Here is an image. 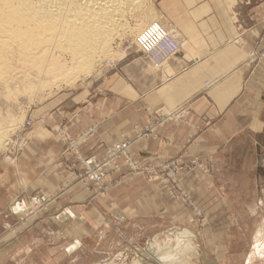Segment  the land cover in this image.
I'll use <instances>...</instances> for the list:
<instances>
[{"label":"crops","instance_id":"1","mask_svg":"<svg viewBox=\"0 0 264 264\" xmlns=\"http://www.w3.org/2000/svg\"><path fill=\"white\" fill-rule=\"evenodd\" d=\"M247 1L161 0L158 8L172 36L167 38L170 42L150 51L154 59H161L160 66L147 68L140 61L135 70L147 82L105 83L99 93L65 103L56 117L51 115L46 121V130L31 133V143L18 161L7 163L0 157V213L21 193L60 191L71 179L68 162L62 158L64 141L50 131L63 118L73 137L95 126L84 152L99 155L107 145L133 138L134 125H146V104L169 108L190 100V126L167 122L158 128L159 138L135 141L132 154L143 166L198 157L215 169L216 158L227 154L233 143L259 139L264 132V103L260 104L264 62L248 59L264 38V0ZM184 42L178 55L165 52L168 45L180 48ZM151 55L153 65L157 62ZM206 82L211 86L203 90ZM201 175L198 170L188 176L186 185L203 195L209 193L211 184ZM189 220L190 208L165 195L146 174L124 176L106 194L77 185L60 193L15 233L4 230L0 216V264L73 263L82 258L84 243L94 251L111 252L158 236L172 223Z\"/></svg>","mask_w":264,"mask_h":264},{"label":"rangeland","instance_id":"2","mask_svg":"<svg viewBox=\"0 0 264 264\" xmlns=\"http://www.w3.org/2000/svg\"><path fill=\"white\" fill-rule=\"evenodd\" d=\"M160 1L147 0L143 9L129 14L125 29L110 44L111 55L96 59L90 68L70 69V75L67 74L68 77L66 76L63 83L52 78L50 80V76L45 75L44 78H49L46 84L38 85L36 79L40 78L37 76L39 73L34 70L35 73L30 76L37 82L33 80V85L26 86L22 83L26 86L24 87L18 84L9 87V92L6 85L1 86L0 126L5 131L2 134L4 139L0 141L4 140L1 144L6 145L1 148L0 157L7 163L18 161L31 143V133L37 129L46 130V121L56 117L55 114L59 113L65 103H71L75 99L84 100L92 92L99 93L105 83L137 84L140 80L142 83L147 82L146 77L139 76L135 70L139 67L140 61L147 64V68L159 67L160 63L153 65L150 63V53L146 54L148 51L142 50L140 40L145 39L147 42L154 40L151 35L154 29H151L157 28L158 31L155 33L163 36L158 41L161 42H157L151 49L153 51L157 45L170 42L167 38L172 36L171 27L158 8ZM184 46L185 42L178 48L177 55ZM248 62L256 64L264 62V38L257 42ZM124 67L131 69L127 68V72L124 73ZM210 86L211 83L206 82L203 90ZM136 92L139 93L138 90ZM260 95L261 104L264 103V92ZM144 110L148 116L146 125L143 127L134 125L136 132L133 138H123L107 145L104 152L99 155H88L84 152V145L95 133V126L73 137L68 131V121L64 118L56 119L57 122L50 131L64 141L62 158L68 162V175L71 179L60 191L49 192L39 189L14 197L6 211L0 213L4 218V230L15 233L28 219L45 211L60 193L73 186L79 185L84 189L106 194L110 187L120 183L124 176L146 174L149 180L155 181L162 188L165 195L190 208V220L182 224L172 223L163 227L158 236L139 244H124L111 252L94 251L91 245L84 243L82 258L73 263L69 261L68 264H111V261L116 264H138L139 261L144 264L147 262L159 264L160 259H168L171 264H264V132L257 140L244 138L233 143L227 154L216 158L213 163L215 169L198 157H192L187 162L183 157H177L161 161L155 166H143L132 154L131 149L135 141L143 137L159 138L157 130L167 122H182L190 126L193 108L192 102L187 100L169 108H153L146 104ZM123 144L127 145L126 153L114 154L116 148ZM91 159L104 164V177L100 181L90 179L87 174V161ZM198 170L210 179L209 193L198 194L186 185L187 177L194 176ZM112 176L113 179L110 181L109 178ZM38 195L48 197L44 205L37 207L33 213H15L14 206L17 200L24 199L30 204L32 198ZM12 217L17 220L13 222ZM168 241L171 242V246L165 256L158 259L151 257L153 251Z\"/></svg>","mask_w":264,"mask_h":264},{"label":"bare ground","instance_id":"3","mask_svg":"<svg viewBox=\"0 0 264 264\" xmlns=\"http://www.w3.org/2000/svg\"><path fill=\"white\" fill-rule=\"evenodd\" d=\"M146 2L0 0V87L7 86L8 89L22 83L33 85L35 78L30 75L35 73L34 70L39 73L40 78L36 80L42 86L49 79L44 78L45 75L63 83L67 74L70 75V69L90 68L96 59L111 55L110 44L125 29L127 17L133 11H140ZM173 45H168L165 52H170ZM3 129L0 126V140L4 139ZM1 143L4 140L0 141V150L6 145ZM170 243L168 241L153 251L151 257L165 256ZM158 261L159 264H171L168 259ZM138 264L144 263L139 261Z\"/></svg>","mask_w":264,"mask_h":264},{"label":"built area","instance_id":"4","mask_svg":"<svg viewBox=\"0 0 264 264\" xmlns=\"http://www.w3.org/2000/svg\"><path fill=\"white\" fill-rule=\"evenodd\" d=\"M151 30H153L151 35L154 37V40H152L151 42H147V41H145V39L140 40V45L142 47V50L148 51L149 53H150L151 49L157 44V42L163 36L160 33H155V31H158L157 28L154 27ZM160 42H158V43H160ZM178 48H179V44H174L173 49H171V51H176L175 53H177ZM150 55H151V53H150ZM151 57L153 58L155 56L151 55ZM154 60L158 63H161V59H159V58H156ZM176 113H177L178 117H180V114L178 112H176ZM169 115L171 116V114H169ZM126 151H127V145L123 144V145H119L116 148V151L114 152V154L120 153V152L126 153ZM87 164H88L87 174H88L89 178L93 179V180H97V181L102 180L104 177V173H103L104 164L98 163L94 159L88 160ZM47 200H48V197L46 195L34 196L32 198V201L30 204H28L24 199L17 200L15 203V206H14L15 213H28V212L33 213L37 207L44 205L45 202H47ZM6 226L9 227L10 225H6Z\"/></svg>","mask_w":264,"mask_h":264}]
</instances>
